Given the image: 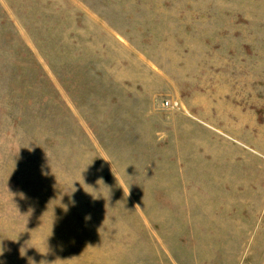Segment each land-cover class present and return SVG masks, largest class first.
<instances>
[{
	"label": "rangeland",
	"instance_id": "obj_1",
	"mask_svg": "<svg viewBox=\"0 0 264 264\" xmlns=\"http://www.w3.org/2000/svg\"><path fill=\"white\" fill-rule=\"evenodd\" d=\"M0 249L264 264V0H0Z\"/></svg>",
	"mask_w": 264,
	"mask_h": 264
},
{
	"label": "built area",
	"instance_id": "obj_2",
	"mask_svg": "<svg viewBox=\"0 0 264 264\" xmlns=\"http://www.w3.org/2000/svg\"><path fill=\"white\" fill-rule=\"evenodd\" d=\"M164 105L167 106V107H169L170 105L173 106V104H171L169 101L164 102Z\"/></svg>",
	"mask_w": 264,
	"mask_h": 264
},
{
	"label": "clouds",
	"instance_id": "obj_3",
	"mask_svg": "<svg viewBox=\"0 0 264 264\" xmlns=\"http://www.w3.org/2000/svg\"><path fill=\"white\" fill-rule=\"evenodd\" d=\"M0 254H2V249H0Z\"/></svg>",
	"mask_w": 264,
	"mask_h": 264
}]
</instances>
